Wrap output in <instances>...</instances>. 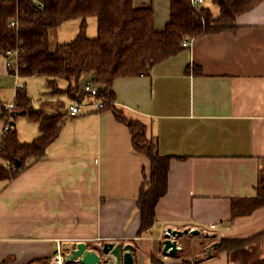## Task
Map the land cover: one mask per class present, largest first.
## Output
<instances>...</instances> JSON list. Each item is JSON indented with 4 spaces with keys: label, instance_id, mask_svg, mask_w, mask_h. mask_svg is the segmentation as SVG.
<instances>
[{
    "label": "crops",
    "instance_id": "0c3cea01",
    "mask_svg": "<svg viewBox=\"0 0 264 264\" xmlns=\"http://www.w3.org/2000/svg\"><path fill=\"white\" fill-rule=\"evenodd\" d=\"M135 4L152 6L157 30L169 19V0ZM201 5L219 13L212 0ZM235 22L233 30L193 37L148 74L113 81V105L171 155L152 226L139 233L136 206L149 160L112 108H86L66 114L43 157L0 179V264L50 263L58 243L64 251L79 241L131 243L135 264H153L152 255L164 264H231L225 252L162 259L159 238L167 227L198 229L178 238L180 255L187 235L246 238L264 229V205L230 220L231 200L256 194L264 166V0ZM14 82L0 53V106L14 97ZM14 130L22 143L39 135L26 116L14 118Z\"/></svg>",
    "mask_w": 264,
    "mask_h": 264
},
{
    "label": "trees",
    "instance_id": "16d2710c",
    "mask_svg": "<svg viewBox=\"0 0 264 264\" xmlns=\"http://www.w3.org/2000/svg\"><path fill=\"white\" fill-rule=\"evenodd\" d=\"M212 1L219 8L217 15L202 5L192 6L189 0H169V19L157 30L152 6L136 5L135 0H0V53L7 49L18 51L20 76L42 75L49 93L61 92L72 101L87 97L82 90L85 82L95 85L96 97L104 102L102 108H112L115 118L129 128L133 149L149 160V173L144 175L136 204L139 233L149 229L155 220V205L167 190L171 155L158 151L155 141L147 137L143 123L124 116L111 103L113 81L148 74L154 64L183 49L181 42L185 37L235 29L237 15L261 0ZM89 16H95L97 23V34L92 38L85 34ZM75 18H80V23L74 39L51 46V30ZM8 71L11 73L12 69ZM58 79L67 81L64 88L59 87ZM14 100L17 112L38 122L39 135L28 143L19 142L14 129L6 135L0 158L15 164L14 169L0 165V179L7 180L45 155L68 113L67 103L55 99L42 101L39 108H34L25 87L16 91ZM49 110L53 113H46ZM263 205L264 166L259 172L256 194L231 200L230 220ZM263 247L264 229L246 238H220L207 257L225 252L233 264H264ZM151 262L162 264L154 255ZM176 264L192 262L182 260Z\"/></svg>",
    "mask_w": 264,
    "mask_h": 264
},
{
    "label": "rangeland",
    "instance_id": "374dc122",
    "mask_svg": "<svg viewBox=\"0 0 264 264\" xmlns=\"http://www.w3.org/2000/svg\"><path fill=\"white\" fill-rule=\"evenodd\" d=\"M79 23H80V18H75L68 20L61 24L60 26L54 28L50 32L49 36V43L51 46L55 45L56 43H63V42H69L78 33V28H79ZM85 34L87 37H95L97 34V23H96V18L95 16H89L86 18V28H85ZM15 80V79H14ZM21 81L26 82V91L27 95L31 99V103L33 104L34 108H39L41 105V102H39V99H43L45 101V98H51L52 100H61L67 103V97L65 94L59 92L56 94H51L49 93V89L46 87L45 84V78L42 75H32L29 76L28 78L21 79ZM20 81V82H21ZM15 83V82H14ZM22 83V82H21ZM59 87L65 86L67 84V81L64 79H58ZM15 89V85H14ZM13 96L11 97L10 100L7 102H12L13 101ZM50 99V100H51ZM50 101L49 99H47ZM68 105V104H66ZM46 113H53L51 110L47 111ZM22 116L25 115H18V118H22ZM213 242H218V239L213 238L209 233H203L200 235H194V236H185L182 240L183 248L182 251L180 252V255L177 254V257H180L181 255H190L191 257H195V255H198L200 252L203 253L204 256H207L206 251L207 247L211 245ZM264 252V248L262 249ZM233 264V262H231ZM42 264H51L47 262H43ZM162 264H164L162 262Z\"/></svg>",
    "mask_w": 264,
    "mask_h": 264
},
{
    "label": "water",
    "instance_id": "95a60500",
    "mask_svg": "<svg viewBox=\"0 0 264 264\" xmlns=\"http://www.w3.org/2000/svg\"><path fill=\"white\" fill-rule=\"evenodd\" d=\"M23 112H18L17 115ZM18 164V163H17ZM198 229H175L167 227L164 229L160 243L162 254L174 256L179 250L178 238L183 234H197ZM218 242H213L207 247L206 254L211 256ZM65 248V264H135L134 246L131 243L106 241L95 243L92 247L84 241L68 243Z\"/></svg>",
    "mask_w": 264,
    "mask_h": 264
},
{
    "label": "built area",
    "instance_id": "2783aa9c",
    "mask_svg": "<svg viewBox=\"0 0 264 264\" xmlns=\"http://www.w3.org/2000/svg\"><path fill=\"white\" fill-rule=\"evenodd\" d=\"M191 5L194 7L201 6L203 3V0H189ZM11 25H14V22L10 23ZM192 38L191 37H185L182 42V47H190ZM17 50H11L7 49L4 51L3 55L6 60V65L8 69H12V72L10 73L14 79H15V93L18 89H23L24 84L19 82L20 74L18 72L17 67ZM82 90L87 94L86 99L82 101H72L68 100V115L69 116H75L82 111H84L86 108H102L104 105L103 100L98 99L96 97L97 94V87L90 82H85L82 86ZM15 96V95H14ZM112 104H115L114 101L111 102ZM17 105L13 98L12 102H6L2 103L0 106V117L2 119V127L0 130V152L2 150L3 141L6 137V135L11 132L14 129V118L17 116ZM4 169H14L15 164L14 163H2L0 164ZM217 225L212 224L210 225V229L216 228ZM161 239V238H159ZM63 247V245H62ZM65 251L61 249V245L58 243L57 245V252L51 257L50 263L51 264H65V257H64ZM162 259H166L168 256L162 254Z\"/></svg>",
    "mask_w": 264,
    "mask_h": 264
}]
</instances>
